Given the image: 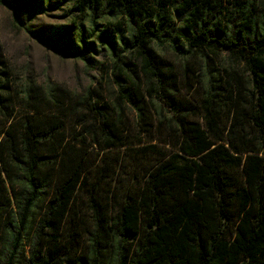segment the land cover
I'll use <instances>...</instances> for the list:
<instances>
[{
	"label": "trees",
	"instance_id": "obj_1",
	"mask_svg": "<svg viewBox=\"0 0 264 264\" xmlns=\"http://www.w3.org/2000/svg\"><path fill=\"white\" fill-rule=\"evenodd\" d=\"M26 1L0 3L28 29ZM68 1L71 37L28 30L99 87L38 83L0 52V264H264L257 0Z\"/></svg>",
	"mask_w": 264,
	"mask_h": 264
},
{
	"label": "rangeland",
	"instance_id": "obj_2",
	"mask_svg": "<svg viewBox=\"0 0 264 264\" xmlns=\"http://www.w3.org/2000/svg\"><path fill=\"white\" fill-rule=\"evenodd\" d=\"M51 1L56 3L58 0ZM72 7L73 4L68 0L62 6H49L46 0L45 6L37 9L34 1L28 0L21 18L26 21L28 29L42 31L47 37L57 34L59 41L65 40L72 33H62L59 28L73 25L74 16L80 13L77 11L71 14ZM257 8L264 10V0H257ZM14 11V8L0 3V52L14 72L44 85H60L76 94H82L91 85L99 87L97 80L100 72L96 66L88 65L81 57H66L56 52L46 41L20 24ZM76 20L77 24L82 22L81 19ZM83 23L88 24L87 20ZM86 55L96 60L102 59V55L93 50H87ZM102 87L105 94L109 95L112 85L103 80Z\"/></svg>",
	"mask_w": 264,
	"mask_h": 264
}]
</instances>
